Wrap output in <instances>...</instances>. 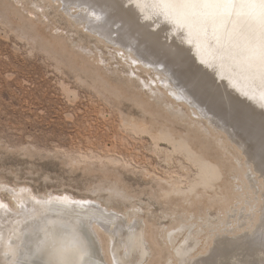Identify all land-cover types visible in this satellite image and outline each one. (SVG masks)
Returning <instances> with one entry per match:
<instances>
[{
  "label": "rangeland",
  "instance_id": "rangeland-1",
  "mask_svg": "<svg viewBox=\"0 0 264 264\" xmlns=\"http://www.w3.org/2000/svg\"><path fill=\"white\" fill-rule=\"evenodd\" d=\"M72 3L67 0H0V199L3 197L0 204L5 206V211L11 214L16 206L21 208L27 198H43V195L85 202L93 200L97 206L110 208L107 213L124 214L122 220L132 227L137 226L135 229L143 234L124 241L123 237L100 231L101 238L97 237L104 264H110L109 261L112 264H182L178 250L187 240L194 241L188 255L192 259L206 257L212 250L210 247H215V240L232 241L243 234L250 236L260 224L258 212L264 207V171L258 170L256 163L227 132L209 124L208 118L192 104L191 97L190 103L181 100L168 87V82H162L166 74L162 72L164 66L159 64L156 69L140 62L137 51L108 40V36L88 23L89 18L100 23L101 16L88 14L87 8ZM163 60L167 61L166 57ZM190 69L191 66L186 65L183 68ZM209 107L205 106L209 114L215 116L217 111L225 121L239 123L221 108L215 106L216 111H211ZM156 120L174 122L180 129L192 121L194 126L199 125L203 135L214 136L210 138L213 153L227 149L225 153L239 169V173L232 172V178H235L234 191L237 197L240 195L229 213L219 212V204L213 208L207 205L203 212L201 205H182L178 197L163 200L162 186L167 188V185L159 176L183 177L191 170V165L183 156L159 148L158 145L169 149L172 146L165 142L157 145L156 139L139 126L144 123L150 126ZM223 138H228L229 143ZM242 171L251 174L238 177ZM247 176L252 177L251 183ZM115 183L119 185L116 187ZM251 184L255 186L250 188ZM242 185L244 187L240 188ZM112 188L124 193L114 192ZM242 192H246V197H242ZM133 203L135 207L140 205L136 207L138 211ZM128 212L134 213L132 223L128 222ZM166 228L170 230L164 233ZM232 253L227 254V258ZM202 254L204 256L200 257ZM232 255L233 261L229 258V264L242 258L238 253L234 256L236 259ZM116 258H119L118 263Z\"/></svg>",
  "mask_w": 264,
  "mask_h": 264
},
{
  "label": "bare ground",
  "instance_id": "bare-ground-1",
  "mask_svg": "<svg viewBox=\"0 0 264 264\" xmlns=\"http://www.w3.org/2000/svg\"><path fill=\"white\" fill-rule=\"evenodd\" d=\"M67 2H73L75 5L87 8L88 14L92 12L93 15L101 16L103 19L100 23L98 22L99 20L97 21L98 23H94V19L91 20V18H89L88 23L105 37L108 36L107 39L110 38V40L112 39L115 43L121 44L129 50L134 52L137 51L135 54L139 57L140 62L142 60L145 64L156 69L159 64L164 66L162 72L167 75L165 74V78H162V82H168V87L177 93L178 98L181 100L190 103L189 97H191L193 100L192 104L195 103L201 115L208 118L210 121L209 124H214L215 128L217 126L227 132L230 138L238 142L237 144L243 148L247 156L256 163L258 170L264 171V75H261L255 69L249 68L239 53H234L232 56L221 57L217 50L206 47L203 38L197 35L196 28H190L185 22L182 15L183 10L173 7L177 0H67ZM116 25H118V27H116ZM165 57L167 61L163 60ZM185 65L191 66V69L188 71L183 70ZM159 77H161V75ZM187 92H191V94ZM207 92H209V94H207ZM195 96H197V98ZM147 99L148 98H146V100ZM203 100L205 101L203 102ZM200 102L204 103L207 107L211 106V108L209 107L211 111H216L215 106L221 108L222 111L227 112L232 119L239 123L225 121L224 118L219 116L217 111L214 112L215 116H219L220 119L216 118L209 114V112L205 110L204 104ZM211 104H213V106ZM205 112L207 114H205ZM177 115L179 116H175L180 118V114L178 113ZM188 121H185V123ZM139 126L142 131L149 132L153 138L156 139L158 142L155 141L157 145L165 142L172 146V148L169 149L168 147L158 145L159 148L174 153L175 155L177 154V156H183L186 159L184 161L191 165V170L188 172V170L185 169L188 173L183 177L174 178L171 176L164 178L159 176V179L167 185V188L162 186L163 200L164 198L167 201L172 197H178L182 205H201L203 212L206 211L208 206L213 208L215 204L220 205L218 211L221 213L226 214L232 210L234 200L240 197V195L237 197L235 193L236 190L234 191V176L232 178V172L236 170V173H239V169L232 164V159L225 153L227 149L225 152H212L213 144L210 138L214 137L213 135L211 137L209 136V138L207 137L208 135H203V133L200 132L201 129H198L199 125L195 124L194 126L192 121L186 125L184 129H180L174 122L158 120L150 126H148L147 123ZM215 131L217 132V130L214 129V132ZM218 135H215L216 138ZM224 139L228 141V138H223V140ZM228 143L226 144L229 147ZM256 148L259 150L256 151ZM239 149L238 151H240ZM229 151L232 152L231 149ZM241 162H238L239 165ZM248 162L249 161H247V163ZM241 165L243 166V164ZM254 170L256 171V169ZM245 173L251 174L250 171L244 173L242 171L238 177H244ZM250 176H247L249 182L252 181V177L249 178ZM261 177L262 176H260V178ZM241 182L243 183V180H241ZM244 183L246 184V182ZM256 183L254 181V184ZM117 184L118 183H115L116 187ZM236 186L238 185L236 184ZM246 186L249 188V185ZM254 186L251 184L250 188ZM242 187L244 186L242 185L240 188ZM247 191L249 190L247 189ZM28 193L27 191V194ZM117 193L122 194L124 192ZM32 194L34 193L32 192ZM42 197L43 198H38L37 196L36 198L34 197L35 199L27 198L23 203L26 207L22 205L21 208H19V206L17 208L16 206L15 212L12 210L13 212H11V214L5 211L3 208L5 206H0V264H49V261L55 258V253L58 249L71 246L75 242L82 245L83 261L86 262V264H104L101 258L102 253L100 252L99 239L97 237L100 231L105 230L113 237H123L124 241L131 236L143 234L141 230L137 231L135 229L137 226L132 227V224H127L122 220L125 217L124 214L122 215L119 212L107 213L106 210L110 208L101 205L97 206L94 204L95 202L93 200L85 202V200H74L73 198L63 196L44 197L42 195ZM130 197L132 196L130 195ZM242 197H246V192H242ZM2 198L3 197H1V199ZM253 199L254 198H252V201ZM2 200L0 203H2ZM128 200H130V198ZM154 200L156 201V199ZM245 200L241 202L244 203ZM256 201H259V199ZM17 202L16 200V204L18 205ZM137 204L140 203L137 202ZM161 204L160 206L162 207ZM134 205L133 203V207H135ZM148 205L151 206L149 203ZM251 205L252 203L250 206ZM258 205L260 206V204ZM136 207L139 208L140 205ZM138 208H136V211H138ZM102 209H104L105 212ZM243 210L245 211V209ZM133 214L134 213L128 212V216L126 215L129 218L128 220H130L128 222L132 223ZM182 214L184 215L185 213ZM135 216L136 215H134V217ZM230 216L232 215H229V217ZM176 217L178 216L176 215ZM221 217L223 218V216ZM216 218L218 217L216 216ZM222 218L218 220L220 221ZM178 219L180 220L181 218L179 217ZM202 219L204 220V218ZM171 220L174 221V219ZM257 220L260 221V224L256 227V231L254 230L250 236L243 234L239 238L240 235H237L239 239L232 241L229 239L221 241L215 240V242H213L215 243V247H210L212 250L207 253L208 255L206 257L202 254L200 257H204L191 259L188 255L194 248V241L186 239L187 241L184 242L183 245L181 244L182 246L178 250L182 259V264H229V260H232L230 256L232 254L237 255V253L242 255V258L239 257L240 259L237 260L238 262L235 261V264H264V247H259L260 244H264V207L260 208ZM248 225H250V223H248ZM167 228L164 233L170 230ZM118 241L116 242L118 243ZM252 241H255L257 244H250ZM170 242L173 243L175 241L172 242L171 240ZM117 243H115V246H117ZM250 245H254L255 247L252 248ZM112 249V251H114V247ZM102 250L108 251V248H102ZM243 250L248 251L244 253ZM231 251L233 253L229 255V259L227 258V254H230ZM235 255L232 256L234 257ZM118 257L120 258V256ZM119 258L114 259L116 260L115 262L118 263ZM109 262L112 264V261Z\"/></svg>",
  "mask_w": 264,
  "mask_h": 264
},
{
  "label": "snow or ice",
  "instance_id": "snow-or-ice-1",
  "mask_svg": "<svg viewBox=\"0 0 264 264\" xmlns=\"http://www.w3.org/2000/svg\"><path fill=\"white\" fill-rule=\"evenodd\" d=\"M187 25L221 57L239 53L264 75V0H177ZM2 206V205H0ZM49 264H86L78 242L61 247Z\"/></svg>",
  "mask_w": 264,
  "mask_h": 264
}]
</instances>
